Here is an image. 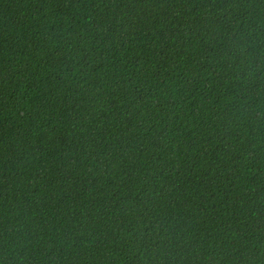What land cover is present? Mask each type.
Instances as JSON below:
<instances>
[{
    "label": "trees",
    "instance_id": "1",
    "mask_svg": "<svg viewBox=\"0 0 264 264\" xmlns=\"http://www.w3.org/2000/svg\"><path fill=\"white\" fill-rule=\"evenodd\" d=\"M0 264H264V0H0Z\"/></svg>",
    "mask_w": 264,
    "mask_h": 264
}]
</instances>
